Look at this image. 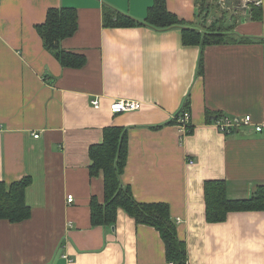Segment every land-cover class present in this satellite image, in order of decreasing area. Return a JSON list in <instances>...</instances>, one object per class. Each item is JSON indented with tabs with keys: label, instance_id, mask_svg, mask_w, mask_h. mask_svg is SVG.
I'll return each instance as SVG.
<instances>
[{
	"label": "crops",
	"instance_id": "crops-1",
	"mask_svg": "<svg viewBox=\"0 0 264 264\" xmlns=\"http://www.w3.org/2000/svg\"><path fill=\"white\" fill-rule=\"evenodd\" d=\"M154 1L0 0V182L30 180L29 217L0 220V264H170L158 232L123 210L111 226L91 224L104 186L89 150L106 128L126 134L122 186L138 203L168 206L186 264H264V211L210 223L205 203L210 181L224 182L230 201L264 186V0H219L205 21L195 0H164L185 26L224 20L226 43L202 49L183 44L180 28L105 24L108 14L142 22ZM52 8L76 12L60 46L85 58L79 68L62 67L36 32ZM116 100L141 107L112 114ZM186 100L189 134L173 122ZM206 114L240 125L224 136Z\"/></svg>",
	"mask_w": 264,
	"mask_h": 264
},
{
	"label": "trees",
	"instance_id": "trees-1",
	"mask_svg": "<svg viewBox=\"0 0 264 264\" xmlns=\"http://www.w3.org/2000/svg\"><path fill=\"white\" fill-rule=\"evenodd\" d=\"M219 0H195L202 20L205 21L211 11L218 9ZM254 10H257L253 7ZM260 12V10L258 9ZM114 15V14H113ZM106 15L105 24L113 28H133L148 26L158 31H167L173 28L182 30V42L199 48L221 45L226 43V30L223 29L224 20L219 19L206 27L185 26L174 15L170 14L164 0H155L148 9L147 17L139 22L124 14ZM43 42L44 48L51 52L62 67L79 68L85 64V58L65 52L60 43L63 39L72 36L77 30V16L74 9H49L44 24L35 27ZM203 62L200 56L197 72L202 74ZM187 100L182 111H187ZM181 111V112H182ZM176 114L177 116L181 113ZM221 115L206 114V120L213 124ZM174 124L177 125L173 119ZM234 129L233 133H236ZM191 132L189 128L187 134ZM91 159L90 175H103L104 202L99 205L92 199L91 224L111 226L116 219L118 209L123 210L136 225L152 227L158 232L165 246L166 262L170 264H186V249L179 241L176 225L169 215L166 204H142L134 200L129 188L122 186L120 177L126 162V134L120 128H106L100 144L89 150ZM29 178H23L11 183L8 187L0 182V220L19 223L26 220L30 210L25 204V189L29 185ZM206 219L210 223L223 222L232 212L264 211V186L255 188L248 200L230 201L226 198V189L222 181H210L205 184Z\"/></svg>",
	"mask_w": 264,
	"mask_h": 264
},
{
	"label": "built area",
	"instance_id": "built-area-1",
	"mask_svg": "<svg viewBox=\"0 0 264 264\" xmlns=\"http://www.w3.org/2000/svg\"><path fill=\"white\" fill-rule=\"evenodd\" d=\"M257 5H259L258 2H255ZM93 105L96 107L98 106L97 102H93ZM141 107V104L136 101H130V100H116L113 101L110 104V112L112 114H122V113H129V112H135L138 111ZM174 120L177 123V126L182 130L184 133L187 134L190 125V116L188 111H182L178 116L176 115L174 117ZM243 123L245 125H248L251 123V119L249 116H246L243 119ZM213 125L216 127L218 132L224 136L232 135L234 129H237V127L240 125L239 121L237 119L229 118V117H220L218 120H216ZM254 130L256 132H261L262 128L259 125H256L254 127ZM34 138H38V135H35ZM73 201L72 196L67 197V203L70 204ZM65 258V257H64Z\"/></svg>",
	"mask_w": 264,
	"mask_h": 264
}]
</instances>
